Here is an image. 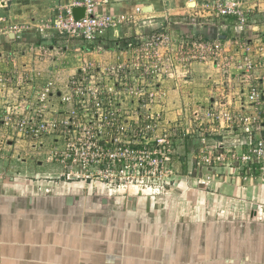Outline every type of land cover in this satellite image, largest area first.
I'll list each match as a JSON object with an SVG mask.
<instances>
[{
	"label": "crops",
	"instance_id": "crops-1",
	"mask_svg": "<svg viewBox=\"0 0 264 264\" xmlns=\"http://www.w3.org/2000/svg\"><path fill=\"white\" fill-rule=\"evenodd\" d=\"M205 1L96 0L95 12L130 18L109 29L103 39L157 29L162 34L183 32L206 38L232 33L233 49L243 44L256 49L264 40L263 19L249 25L243 37L249 31L252 35L243 44L233 21L215 17L210 23L203 21L205 25L196 23L191 14ZM71 3L0 0L1 25L16 27L8 32V41L17 40L14 44L21 48L37 43L36 49L46 52L41 64L49 75H71L88 55L76 45L62 47L61 53L57 46L55 14ZM250 3L255 16L262 18L264 0H247ZM20 32L22 39L17 37ZM0 40L5 36L0 34ZM53 50L57 56L48 57ZM196 77L167 78V92L180 98L182 87L189 91V84L197 85ZM199 78L207 79L202 74ZM259 80L264 87V77ZM205 85L201 89L207 91ZM252 108L259 112L256 105ZM235 129L234 137L244 135L243 129ZM185 158L184 165L191 164ZM48 171H41L45 177L37 171L32 177H0V264H264V181L259 177L227 175L197 187L181 176L162 193L153 194L131 187L128 192L114 191L86 181L50 180ZM69 196L72 200L66 201Z\"/></svg>",
	"mask_w": 264,
	"mask_h": 264
},
{
	"label": "rangeland",
	"instance_id": "rangeland-1",
	"mask_svg": "<svg viewBox=\"0 0 264 264\" xmlns=\"http://www.w3.org/2000/svg\"><path fill=\"white\" fill-rule=\"evenodd\" d=\"M244 5L246 23L243 28L236 26V31L242 37L239 41L241 44L247 42L252 35L249 31L244 34L247 38L243 37L249 25L255 24L259 19L264 20L263 13L260 16L262 18L255 16L254 3L249 5L246 1ZM246 6H252L250 13ZM261 6L264 7L263 4ZM197 12L199 11L193 12L195 15L191 14L195 17V22L205 25V19L200 18ZM187 14L185 17L189 16ZM208 22H211L210 18ZM23 26L24 23L21 22L19 27L22 29ZM7 31V27L0 23V34L5 36V40H0L3 41L0 42V177L11 179L16 176H29L31 173L34 176L36 171L45 177L46 173L41 171H48L50 168L53 171L47 173L51 174L48 175L50 180L86 181L96 187L102 186L114 191H128V187H131L130 190L145 189L144 191L153 194L162 193L181 176H185L197 187L208 185L211 178L227 175L261 178L258 171L260 172L259 163L262 160L254 158L253 162H246L243 157L255 141H264V109L261 112H252L251 107L254 104H250L247 97L250 84L262 86V80L259 79L264 77V40L258 42L256 49H247L244 44L242 48L233 49L232 33L206 38L194 33L178 32L179 34L171 35L164 31L162 34L156 29L147 34L136 35L135 32H130L129 35L122 33L114 38H105V45L108 44L116 50L110 52V48L97 46V42H92L95 47L90 48L91 43L60 34L57 38L59 45L56 44L60 53L62 47L68 45H76L80 51L88 53L84 58L81 57L83 59L80 64L74 66L71 75L62 77L58 73L49 75L46 65L42 66V57L46 56V52L44 49H36L37 43H31L27 48L15 46L14 43L18 44L17 40L9 42ZM18 34L17 37L22 39L21 32ZM153 36L157 42L155 45H141L143 39L152 40ZM222 38L227 41L224 42ZM20 43L23 41L20 40ZM130 43L133 44L132 47ZM216 44L218 48L213 46ZM48 45L44 46L48 48ZM47 55L57 56V51H49ZM90 62L99 65L101 72L104 70L110 75L108 83H115V77L119 76L118 84L114 87L117 100L112 101L111 109L109 105L106 109L110 112L112 110L115 115H119L117 110L120 111L121 120L124 122L115 120L111 133L125 142L130 137V131L136 141L142 140L143 143L144 138L140 136L142 134L149 139H165L162 149L170 147V152H165L166 158L164 154L155 156L142 153L139 160L132 157L124 163H99L96 167L87 168L71 166L72 163L50 159L53 152L67 146L59 128H50L49 132L36 135L26 129L27 122L22 126L27 119H33L35 124L40 112L44 113L47 120L53 118L52 122L59 125L63 112L61 109L71 108V105L61 103L59 90L69 85L71 80L77 79L73 77H78L81 68L88 69ZM201 74L207 79L199 78ZM189 75L198 76L197 85L189 84V91L182 87L185 91H180V98L170 96L165 80ZM49 82L54 83L50 86L51 97L47 95L43 99L42 93L45 88H50ZM203 85L207 91L201 89ZM140 88H144L145 94L139 99L141 96L137 91ZM243 96L245 100L241 98ZM150 112L151 118L147 116ZM65 116L64 112L63 118ZM140 126L141 131H136L135 128L140 130ZM236 127L244 130V135L241 132L240 138L234 137ZM136 134L139 136L136 137ZM147 145L151 146V143ZM111 146L113 150H119L120 145ZM138 149L144 150L145 147L140 144ZM221 152L224 155L219 159L216 155ZM185 157L191 164L184 165ZM163 158L170 160H162ZM209 158L212 161L210 164L207 163ZM199 159L202 160L200 163ZM120 165L126 166V170L122 172ZM91 168H97L96 171L101 168L102 176L106 175L108 178H98L96 171ZM261 179L264 181V178ZM71 200L70 196L66 199Z\"/></svg>",
	"mask_w": 264,
	"mask_h": 264
},
{
	"label": "built area",
	"instance_id": "built-area-1",
	"mask_svg": "<svg viewBox=\"0 0 264 264\" xmlns=\"http://www.w3.org/2000/svg\"><path fill=\"white\" fill-rule=\"evenodd\" d=\"M246 1L247 0H209L204 2L197 13H199L200 18L205 20L215 17H236L237 25L243 28L246 23V13L243 9L245 8L244 4H246ZM96 4V0H72L71 5L66 7L65 10H59L55 14L54 19V27L58 35L61 34L70 39L78 38L87 43H92L103 38L109 29L117 28L120 25L130 22V18L126 15L97 14L95 12ZM74 7H84V17L79 19L75 18L73 13ZM246 10L250 13L251 6H246ZM7 29V32L15 31L16 27L9 25ZM154 38L155 36H153L152 40L147 38L143 39L144 41L141 42V45H155L157 42ZM216 45L213 46L218 48V45ZM130 46L132 47L133 44L130 43ZM245 47H247V45ZM97 67H99V65L96 66L90 62L88 69L86 67L81 68L77 74L78 77H73L77 79L71 80L69 85L64 86L61 91L59 90L60 94H58V97L60 98L61 103L71 105V108L61 109L63 112L61 114L62 116H60L59 125L52 122L53 118L47 120L44 117V113L40 112L38 115L39 119L35 124L33 123V119H27L22 126L27 122V125L25 126L26 129L29 131L31 130L30 132L33 131L36 135L47 133L50 131V128L53 130L59 128V132L63 134L67 146L60 149V151L53 152L50 159L72 163L71 166L80 165L79 167L81 168H87V166L96 167L99 163H124L127 160L130 161L132 157H134L135 160H139L138 158L142 156V153L154 154L155 156L164 154V158H166L165 152H170V147L162 149L166 142L165 139L161 140L160 138L154 137L149 139L142 134L140 136L144 138L143 143L142 140L136 141L130 131V137L125 142L124 139L121 140L120 137L111 133L115 120L118 119L124 122L121 120L122 114L120 111L117 110L119 115H115L112 110L111 113L110 110L106 109L107 105H109V108L111 109L112 101L117 100V96L114 95L116 93L114 87L118 84L119 76L115 77V83L112 84L111 81V83H108V76L110 75L106 74L104 70L101 72L100 67ZM92 68L94 71H91ZM89 71L91 73H89ZM111 78L113 79L114 77L111 76ZM53 82H49L48 86L52 87L54 85ZM121 84H123L122 80ZM51 87L45 88V92L42 93L43 99H46L47 95L51 97ZM137 92L141 96L139 99L143 98L145 94L144 88H140ZM247 97L250 104H254L258 107L259 112L264 109V89L262 86L260 87L255 83H253V85L250 84ZM64 112L66 113V116L63 118ZM55 113L57 112L55 111ZM149 114L150 115L147 116L151 118V112ZM262 115H264V113ZM135 126L138 127V125ZM96 127L98 128L95 133ZM137 127L135 128L136 131L140 132L142 127H139L140 130ZM138 136L139 135L136 134V137ZM203 139L205 140L206 138ZM128 141H130L129 144L127 143ZM149 143H151V146L147 145ZM113 144L120 145L118 147L119 150H113L111 146ZM140 144L144 145V150L138 149V145ZM106 149L108 150L105 151ZM222 153L223 152L218 153L216 157L219 159L222 158L224 155ZM164 158L162 160H170V158ZM254 158L262 160L259 163L260 172L258 171V173L261 178H264L263 139L255 141L247 155L243 157L246 162H253L255 160ZM201 161L202 160L199 159L198 163ZM207 163H212L210 158L207 159ZM120 166L122 172L126 170V166ZM96 169L97 168H91V170L95 171ZM99 169L100 171H98ZM98 170L95 172L98 178H108L104 173L103 175L105 176H102L103 170L101 168H98Z\"/></svg>",
	"mask_w": 264,
	"mask_h": 264
},
{
	"label": "trees",
	"instance_id": "trees-1",
	"mask_svg": "<svg viewBox=\"0 0 264 264\" xmlns=\"http://www.w3.org/2000/svg\"><path fill=\"white\" fill-rule=\"evenodd\" d=\"M228 19H232V21L233 22H235L236 24V26H237V20H236V17H228ZM105 39V38H104ZM103 38H101V39H99L98 41H96L97 42V46H103V47H105V48H107V49H109L110 48V46L108 45V44H106L105 45V41H106V39L104 40ZM94 43V42H93ZM92 44V43H91ZM90 48H93V47H95V46H93V44L92 45H90L89 46ZM111 49V48H110Z\"/></svg>",
	"mask_w": 264,
	"mask_h": 264
},
{
	"label": "water",
	"instance_id": "water-1",
	"mask_svg": "<svg viewBox=\"0 0 264 264\" xmlns=\"http://www.w3.org/2000/svg\"><path fill=\"white\" fill-rule=\"evenodd\" d=\"M73 13H74L75 18L77 19L82 18L84 17V14H85V8L84 7H74Z\"/></svg>",
	"mask_w": 264,
	"mask_h": 264
},
{
	"label": "bare ground",
	"instance_id": "bare-ground-1",
	"mask_svg": "<svg viewBox=\"0 0 264 264\" xmlns=\"http://www.w3.org/2000/svg\"><path fill=\"white\" fill-rule=\"evenodd\" d=\"M135 188V187H134ZM145 190V189H144ZM132 191H133V189H132ZM128 192V191H127ZM138 192V191H137ZM145 192V191H144ZM125 193V192H124ZM139 193V192H138ZM135 195V194H134Z\"/></svg>",
	"mask_w": 264,
	"mask_h": 264
}]
</instances>
